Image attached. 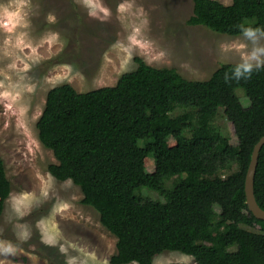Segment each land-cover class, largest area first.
<instances>
[{
  "label": "trees",
  "instance_id": "obj_1",
  "mask_svg": "<svg viewBox=\"0 0 264 264\" xmlns=\"http://www.w3.org/2000/svg\"><path fill=\"white\" fill-rule=\"evenodd\" d=\"M192 1L189 24L228 35L242 34L241 25L264 30V0ZM135 59L137 67L114 85L48 90L36 128L57 160L49 173L76 184L81 202L116 236L111 264H153L166 250L196 264H264V219L248 209L244 191L252 148L264 135V67L236 80V63H223L193 80ZM177 106L189 111L172 115ZM219 109L233 125L235 145L213 124ZM172 177L178 180L165 186ZM142 188L163 199L137 193ZM11 189L0 155V218ZM254 195L264 209V145Z\"/></svg>",
  "mask_w": 264,
  "mask_h": 264
},
{
  "label": "rangeland",
  "instance_id": "obj_2",
  "mask_svg": "<svg viewBox=\"0 0 264 264\" xmlns=\"http://www.w3.org/2000/svg\"><path fill=\"white\" fill-rule=\"evenodd\" d=\"M192 8V0H0V155L12 184L0 218V264H111L116 236L81 202L76 184L49 173L57 160L39 140L36 121L51 87L69 83L84 92L114 85L137 67L135 57L193 80L236 63L242 34L189 24ZM184 111L177 106L172 115ZM213 124L238 143L222 109ZM153 168L151 160L147 170ZM137 193L163 199L146 188ZM153 264L196 262L166 250Z\"/></svg>",
  "mask_w": 264,
  "mask_h": 264
},
{
  "label": "clouds",
  "instance_id": "obj_3",
  "mask_svg": "<svg viewBox=\"0 0 264 264\" xmlns=\"http://www.w3.org/2000/svg\"><path fill=\"white\" fill-rule=\"evenodd\" d=\"M243 42L237 49L239 53L238 61L233 69V77L236 80L250 78L254 70L264 67V30L251 26H240ZM222 50L227 48L222 46ZM229 77L225 74V80Z\"/></svg>",
  "mask_w": 264,
  "mask_h": 264
},
{
  "label": "water",
  "instance_id": "obj_4",
  "mask_svg": "<svg viewBox=\"0 0 264 264\" xmlns=\"http://www.w3.org/2000/svg\"><path fill=\"white\" fill-rule=\"evenodd\" d=\"M263 145H264V135L260 136V138L255 142L252 148L250 160L248 163V167L245 173V180H244V191H245L246 203L248 209L254 214L255 217L259 219H264V209H262L259 206V204L255 199L254 177L258 163L259 152Z\"/></svg>",
  "mask_w": 264,
  "mask_h": 264
}]
</instances>
